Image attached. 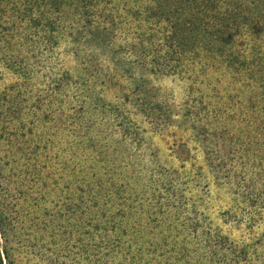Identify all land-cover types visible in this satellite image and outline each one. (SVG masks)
Instances as JSON below:
<instances>
[{"label": "rangeland", "instance_id": "1", "mask_svg": "<svg viewBox=\"0 0 264 264\" xmlns=\"http://www.w3.org/2000/svg\"><path fill=\"white\" fill-rule=\"evenodd\" d=\"M79 1L0 0V106H4L0 108V196H9L14 205L12 197L24 198L23 192L35 193L41 186L48 192L62 188L65 195L53 194L55 202L70 195L68 185L85 181L94 186L93 172L102 176L104 166L138 164L134 157L142 150L143 167H184L182 171L191 172L198 214L212 230L222 229L235 243H254L258 251L251 252L248 262L259 264L264 256V205L252 215L243 208L238 186H229L230 181L237 183L235 177L246 176L257 190L251 200L254 196L264 200V159L260 164L254 158V146L251 154L247 152L249 141L237 119L245 115L248 90L245 94L211 65L192 69L197 81L191 75L155 77L150 60L144 62L139 56L144 45L133 29L122 26L118 39L109 32H96L93 17L106 5L86 14ZM259 1L261 9L251 12L245 3L238 10L242 0H232V5L237 15L248 19L249 38H258L255 51L264 58V0ZM127 2L135 5L134 0ZM127 2L106 7L107 12L118 10L116 18L110 15V19L118 22ZM139 3L145 9L150 5L147 0ZM205 47L211 44L206 42ZM249 56L252 59L251 52ZM217 78H223L218 86ZM159 96L165 108L150 117L144 114L143 103L152 108ZM13 101L19 107L16 113L3 111ZM188 106L203 110L198 131L183 125ZM227 106L238 111H231V119ZM120 118L138 141L121 142ZM232 120L241 124L238 130H233ZM225 127L229 134L220 136ZM204 131L210 136L206 144ZM229 139H234L233 144ZM214 141L234 151L229 162L234 169L228 177L213 175L204 161L200 148ZM57 163L65 165L63 173L56 170ZM75 165L80 170L73 175ZM136 188L142 190L141 184ZM192 194L188 192V198ZM234 215L237 222L230 221ZM69 250L78 249L72 243Z\"/></svg>", "mask_w": 264, "mask_h": 264}, {"label": "trees", "instance_id": "2", "mask_svg": "<svg viewBox=\"0 0 264 264\" xmlns=\"http://www.w3.org/2000/svg\"><path fill=\"white\" fill-rule=\"evenodd\" d=\"M122 1L79 2L87 14L100 4L117 8ZM140 1L145 3L146 0H134L135 5L127 2V6L120 9L118 22L110 19V15L116 18L118 10L107 12L104 7L103 12L93 17L94 29L109 32L113 39H118V30L121 33L122 26L132 28L137 40L144 45L139 56L144 62L150 60V73L157 78L191 75L194 78L190 79L197 81L198 76L193 75L192 69L211 65L210 69H217L216 73H222L235 86H240L244 92L248 90L250 96L248 94L245 115L241 120L238 116L237 119L243 124L242 130L249 141L247 152L250 153L254 146V158L260 159L262 164L264 58L255 51L258 38H249L251 25L247 23L248 19L237 15L232 0H147L150 5L146 9L144 5H138ZM242 1L238 10L243 9L244 3L249 5L247 10L250 12L261 9L259 0ZM105 14L109 16L105 18ZM206 42L211 44L210 48L205 47ZM222 79L215 80L216 86L223 83ZM164 103L159 96L152 108L143 103L142 112L149 117L156 115L165 108ZM8 105L3 111L16 113L19 109L14 107V101ZM225 109L229 111L230 119L233 118L231 111L238 113L233 106ZM202 111L188 106L182 116L183 125L193 131L200 130ZM233 120L229 122L233 130H238L241 124L234 125ZM119 123L121 142L138 141L127 133L124 119L120 118ZM228 130L229 127H225L219 135L227 136ZM213 136L217 138L218 132ZM204 137L206 144L210 137L208 131H204ZM233 142L234 139H229L230 144ZM225 147L214 141L212 145L200 148L213 175L228 177L234 169L229 166L234 151ZM141 153L142 150L136 152L134 158L138 164L133 166H104L100 177L93 172L94 186L85 181L75 187V184L73 187L68 185L66 190L70 195L55 202L53 194L65 195L62 188L48 192V188L44 190L41 186L35 193L31 190L23 192L20 195L24 198L12 197L14 205L9 196H0V264H253L248 261L251 252L258 251L254 243H235L222 229L212 230L198 214L191 172L182 171V167L163 169L150 164L143 167L144 155ZM65 168L61 163L56 165V170L61 173ZM72 170L76 175L80 169L75 165ZM235 179L237 183L230 181L229 186H238V197L245 200H242L243 208L251 210L252 215L254 209H263L262 197L254 196L251 200L252 194L257 195L255 185L250 184L246 176ZM137 183L141 184L142 190L137 191ZM188 192L193 193L190 198ZM47 195L50 198L47 199ZM232 219V222L238 221L235 215ZM72 243L78 249L76 252L69 250ZM260 260L259 264H264V256Z\"/></svg>", "mask_w": 264, "mask_h": 264}]
</instances>
